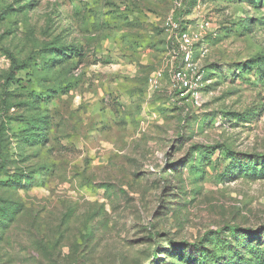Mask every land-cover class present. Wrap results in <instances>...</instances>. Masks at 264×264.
Returning a JSON list of instances; mask_svg holds the SVG:
<instances>
[{"label": "rangeland", "instance_id": "1", "mask_svg": "<svg viewBox=\"0 0 264 264\" xmlns=\"http://www.w3.org/2000/svg\"><path fill=\"white\" fill-rule=\"evenodd\" d=\"M0 264H264V0H0Z\"/></svg>", "mask_w": 264, "mask_h": 264}, {"label": "built area", "instance_id": "2", "mask_svg": "<svg viewBox=\"0 0 264 264\" xmlns=\"http://www.w3.org/2000/svg\"><path fill=\"white\" fill-rule=\"evenodd\" d=\"M166 26L171 27V29H176L178 28L177 24L171 20H169L166 23ZM198 40V35H193L190 34L189 32H182V34L179 35L177 41L179 44V49L182 54H184V60H185V66L183 69H180L179 71L176 72L175 75V80L179 83V85L185 86L186 91L184 93H181V97H184L187 95L189 92L192 91L193 88L197 86L194 84H191L194 82L193 80H189V74H198L199 69L198 67L193 63V56L190 53L191 47L194 45V43ZM157 79L158 77H152L151 78V83L157 84ZM201 77L198 75L196 82H199Z\"/></svg>", "mask_w": 264, "mask_h": 264}, {"label": "trees", "instance_id": "3", "mask_svg": "<svg viewBox=\"0 0 264 264\" xmlns=\"http://www.w3.org/2000/svg\"><path fill=\"white\" fill-rule=\"evenodd\" d=\"M182 6L185 8V10L190 9L193 6V0H180ZM185 13H182V16H184ZM180 31L181 33L184 32L186 30V28H184L183 24H180ZM200 55V51H198L196 53V55L194 57H198ZM258 61L260 62V59H258ZM263 64V63H261ZM259 66L258 70L261 68V65ZM243 67V66H242Z\"/></svg>", "mask_w": 264, "mask_h": 264}]
</instances>
